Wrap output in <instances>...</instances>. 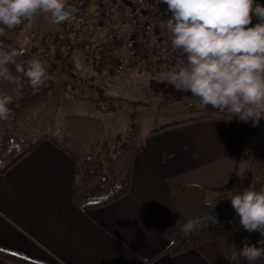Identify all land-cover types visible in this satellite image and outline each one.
<instances>
[{
	"label": "crops",
	"instance_id": "obj_1",
	"mask_svg": "<svg viewBox=\"0 0 264 264\" xmlns=\"http://www.w3.org/2000/svg\"><path fill=\"white\" fill-rule=\"evenodd\" d=\"M255 4L264 6V0ZM258 22L253 15L249 26ZM162 95L170 109L183 102L207 112L155 134L139 133L126 173L129 190L109 204L83 211L77 201L88 188L86 159L112 137L111 113L98 109L65 111L59 127L0 174V264H248L237 254L241 243L231 258L212 243L171 255L163 231L173 198L184 187H225L242 159L254 179L264 180V119L253 127L251 120L243 121L248 125L218 118L227 115L203 106L190 92L176 103L172 92ZM248 236L249 244L264 239L258 232ZM255 264H264V258Z\"/></svg>",
	"mask_w": 264,
	"mask_h": 264
},
{
	"label": "clouds",
	"instance_id": "obj_2",
	"mask_svg": "<svg viewBox=\"0 0 264 264\" xmlns=\"http://www.w3.org/2000/svg\"><path fill=\"white\" fill-rule=\"evenodd\" d=\"M66 2L0 0V35L4 29L12 30L40 13L61 16ZM161 2L172 14L165 25L171 45L186 56L183 67L169 72L168 83L190 92L203 106L226 114L229 120L235 116L258 126L264 119V6H254V0ZM253 15L259 22L249 26ZM16 55L15 51L0 53V79L15 85L17 92L23 78L33 89L42 87L48 80L44 63L37 58L16 63ZM10 63L15 64V75L8 68ZM13 100L12 95L0 92V120L10 116ZM228 199L239 224L247 232H258L264 237V189L232 190ZM237 254L248 264H255L264 258V239L249 244L245 238L244 247Z\"/></svg>",
	"mask_w": 264,
	"mask_h": 264
},
{
	"label": "rangeland",
	"instance_id": "obj_3",
	"mask_svg": "<svg viewBox=\"0 0 264 264\" xmlns=\"http://www.w3.org/2000/svg\"><path fill=\"white\" fill-rule=\"evenodd\" d=\"M72 11L71 20L77 17L76 9L73 8ZM99 13L98 0H94L89 6L91 25L83 27L79 41H73V52L67 66L63 60L67 56L68 49L62 48L60 56L55 51V47L44 43L47 38L52 39L56 32L62 31L61 26L54 23L53 17L50 14L40 13L32 21H25L22 31V47L29 51L38 49L33 58L44 63L48 79L56 84L67 82L69 87L66 90L49 91L38 104L18 114H10L7 120H0V165L2 167L11 164L19 154L46 138L52 129L59 127L65 111H84L89 114L98 109L100 112L111 113L112 123L108 126L112 127L109 131L112 137L101 142V144L108 142V147H111V150L100 176H92L88 172L85 174L88 186L85 190L91 191L100 182L105 185L114 181H122L125 178L139 133H141V137H144L146 132L151 129L155 130L207 112L201 107L198 110L192 107L186 108L183 102L179 103V108L170 109L167 97L162 98V92H172V101L176 103V100L184 99L188 93L177 90L167 81L169 72L183 67L186 59L178 55L181 50L167 44L164 31L165 17L162 24L163 45L175 55V58L171 59L169 63H161L157 66L147 65L146 62H142L140 65L129 64L125 74L121 77H115L110 68L109 71L97 72L96 68L87 65V50L79 43L89 42L92 47L96 46L98 50L101 45L108 43L105 42V32L100 28ZM84 23V17H81L76 25L81 27ZM119 45L121 46V43ZM43 46L44 48H42ZM41 48L42 50H40ZM73 98L86 99L91 104L73 102L72 104L63 100ZM120 107L121 109L118 110ZM116 111L118 112L115 114ZM136 129L138 130L137 134H135ZM134 135L136 136L134 137ZM14 145L16 147L12 148ZM246 168V162L242 159L240 169L234 177L233 190H240L243 187L249 174ZM250 187L253 189V186ZM209 191L214 194L209 196L208 200L210 198L214 200V196L217 198L221 195L215 190ZM78 197L77 201L82 206ZM236 220L239 222L238 216Z\"/></svg>",
	"mask_w": 264,
	"mask_h": 264
},
{
	"label": "trees",
	"instance_id": "obj_4",
	"mask_svg": "<svg viewBox=\"0 0 264 264\" xmlns=\"http://www.w3.org/2000/svg\"><path fill=\"white\" fill-rule=\"evenodd\" d=\"M93 1L94 0H67L64 12L69 13L70 16L65 21L57 24L61 26L62 31L56 32L52 36V39L49 37L45 40L46 42H44L45 44L47 43L55 47V51L60 56L62 55V48L68 49L67 56L63 60L66 66L70 63L69 60L71 59L74 47L73 41H79L81 39L83 27L91 25L92 18L89 14V6ZM73 8L77 11V17L71 20L73 17ZM171 15V12L168 11L164 15L165 20L167 21ZM81 17H84L85 23L81 27H78L76 24ZM24 24L25 22L12 30L4 29L3 35H0V53L15 51L17 53L15 57L16 63H25L29 59H32L33 55L38 51V49L37 51H29L22 47V31L24 29ZM164 31L167 44L174 48L168 38L166 27H164ZM44 43L42 42L43 45ZM79 45L87 49L91 46V43L81 42ZM117 47L119 46L111 43L101 45L99 65L95 67L97 72L109 71V68L115 63V57L108 56L105 52L107 50L115 52L117 51ZM42 48H44V46ZM42 48L40 50H42ZM178 55L186 59V56L181 51L178 52ZM8 68L13 75L16 74L15 64H8ZM68 69L70 70V66H68ZM15 87V85L10 84L8 81L0 79V92L10 94L14 97L13 103L10 105L11 114H18L38 104L49 91L56 92L60 89L66 90L69 87V83L63 82L56 84L48 79L42 87L33 89L29 85L28 80L23 78L22 87L19 92L15 91ZM223 118L229 120L227 117ZM193 120L179 121L165 125L153 130L152 134ZM230 120L248 124L236 119ZM137 133L138 130L136 129L135 134ZM135 136L136 135H134V137ZM35 145L36 144L19 154L8 166L2 167V165H0V174H6L10 171L17 163L27 156ZM15 147L16 145L12 146V148ZM97 147L100 148V151H94L86 159L83 166L84 170L92 176H100L102 174L107 163V156L111 150V147H108V142L99 143ZM135 150L137 149L135 148ZM233 183L234 179H232L228 185L220 189H209L198 185H188L174 196L171 213L163 231V235L169 243L167 253L171 255H180L191 250H196L205 243H212L220 252L228 258H231L238 243L244 246L245 238H247V243L249 242L248 232L242 226H239V222L236 220L237 215L231 206L230 199H228L232 195V190L234 189ZM250 186H253V190L259 191L264 186V180L258 181L254 179L252 173L249 172L240 190ZM128 190V174L125 175L122 181H114L105 185L100 182V184L95 186L91 191L89 189L85 190L84 193L78 197L82 202L81 209L85 211L93 207L109 204L126 194ZM209 190H215L221 195L209 201ZM214 219L218 222H214Z\"/></svg>",
	"mask_w": 264,
	"mask_h": 264
},
{
	"label": "built area",
	"instance_id": "obj_5",
	"mask_svg": "<svg viewBox=\"0 0 264 264\" xmlns=\"http://www.w3.org/2000/svg\"><path fill=\"white\" fill-rule=\"evenodd\" d=\"M98 4L105 42L119 46L115 52H105L115 57V63L110 67L115 77L125 74L129 64L146 62L157 66L175 58L163 45L162 24L168 11L161 0H98ZM86 50L87 65L97 67L100 49L91 46Z\"/></svg>",
	"mask_w": 264,
	"mask_h": 264
},
{
	"label": "water",
	"instance_id": "obj_6",
	"mask_svg": "<svg viewBox=\"0 0 264 264\" xmlns=\"http://www.w3.org/2000/svg\"><path fill=\"white\" fill-rule=\"evenodd\" d=\"M69 16H70L69 13L64 12L61 16L53 17V21H54L55 24H58V23H60L62 21H65L66 19H68Z\"/></svg>",
	"mask_w": 264,
	"mask_h": 264
}]
</instances>
